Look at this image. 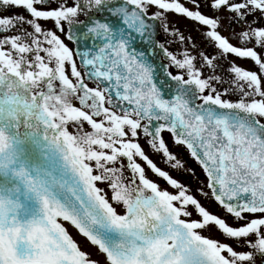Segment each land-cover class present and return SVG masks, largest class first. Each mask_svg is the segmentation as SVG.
<instances>
[{
  "label": "snow or ice",
  "instance_id": "1",
  "mask_svg": "<svg viewBox=\"0 0 264 264\" xmlns=\"http://www.w3.org/2000/svg\"><path fill=\"white\" fill-rule=\"evenodd\" d=\"M0 264H264V0H0Z\"/></svg>",
  "mask_w": 264,
  "mask_h": 264
},
{
  "label": "rangeland",
  "instance_id": "2",
  "mask_svg": "<svg viewBox=\"0 0 264 264\" xmlns=\"http://www.w3.org/2000/svg\"><path fill=\"white\" fill-rule=\"evenodd\" d=\"M145 148L148 154H150V150L147 148L146 145H145ZM174 149L176 150L174 152L177 154L178 158H180L184 162L185 168L184 169H173L172 171V168L169 167V170H171L173 174L172 176L178 179L179 181H181L182 183H184L185 185L189 186L192 194H196L197 198L200 199L202 204L208 207L210 211L214 213H219L220 215L225 216V213L223 212V210L214 201H209L199 196V194L197 193L198 186H200V184H202L205 181V174L202 168L200 167V165L190 156V153L186 150V148L182 146L178 147L174 145ZM187 169L194 170L195 175L187 171ZM156 182L159 183L162 188H167L169 191H172V192L177 191L176 189L172 188L170 185L162 181L160 178H157ZM167 186H170L171 188ZM190 210L192 209L190 208ZM193 217L199 218L198 216H196L195 211H193ZM67 226L69 227L70 233L74 236L75 239H77L78 242L82 244V247H84L85 250L89 251L90 253L94 255L97 253V249L95 248V246H92L90 242L86 241V238L78 234V231L73 226L71 225H67ZM204 234L219 238L221 240L224 239L222 238V235H220V233L214 227L206 230Z\"/></svg>",
  "mask_w": 264,
  "mask_h": 264
},
{
  "label": "flooded vegetation",
  "instance_id": "3",
  "mask_svg": "<svg viewBox=\"0 0 264 264\" xmlns=\"http://www.w3.org/2000/svg\"><path fill=\"white\" fill-rule=\"evenodd\" d=\"M182 2H184V0H182ZM188 6L191 7L190 4H189ZM200 10H201L202 12H204L205 14H208V15H214L213 11H212L210 8L204 6V3H203V2H202V4H201V9H200ZM11 11H12L13 13H16V12H22L23 10H22V9H11ZM25 15H27V14L25 13ZM224 15H227V14H224ZM169 19L172 20V21H174V22H175V26H176L177 28H179L180 31L183 32L186 36H187V35H191V36H193V37L196 39L197 43H198L201 47H205V45H206V41H205L204 38L200 35V33H201V31H203V29L200 28V29L198 30V25L195 24L192 20H190V19H188V18H185V17H183V16H177V15H175V14H169ZM232 27H235L237 30H239V26H238V25H231V26H230V25L228 24V20H227V19H224V20H222V26H221V29H220V30H221L222 34H224V35H226V36H230V35H231V28H232ZM161 39H164L163 35L161 36ZM232 42H233L234 44L237 43L236 40H233ZM176 47H178V45H173V48H176ZM207 50H208V51H212L211 48H208ZM239 62L242 63V64H244V66L247 67V68H253V67H254L253 62L250 61V60L239 61ZM165 137H166V139L168 140V143H169V145H170L172 151H176V150L174 149V144H173L171 138L169 137V134L165 133ZM141 142L143 143V141H141ZM148 155L150 156V158H152V159L154 160L155 163H157V165H158L159 167H161V168L164 169V170L169 171L170 174L173 175L172 172H171V170H169V167H170V166H169V165L163 160V158H162V156H161L160 154H156V153H153L152 151H150V154H148ZM157 159H158V160H157ZM164 164H165V166H164ZM172 171H173V169H172ZM182 173H183V171H182ZM148 175H149L150 178H152L154 181H156L157 178H160V177H158L157 175H155L154 173H152L151 171L148 172ZM160 179H161L162 181H164L166 184H168L163 178H160ZM167 187L171 188L170 186H167ZM224 217L228 220L229 223H233V222H234V221H233V218H232L230 215H225ZM220 235H221V234H220ZM222 238H224V237L222 236Z\"/></svg>",
  "mask_w": 264,
  "mask_h": 264
}]
</instances>
